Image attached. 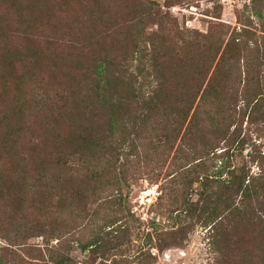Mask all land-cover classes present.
I'll list each match as a JSON object with an SVG mask.
<instances>
[{
  "label": "rangeland",
  "instance_id": "1",
  "mask_svg": "<svg viewBox=\"0 0 264 264\" xmlns=\"http://www.w3.org/2000/svg\"><path fill=\"white\" fill-rule=\"evenodd\" d=\"M58 1L54 7L41 6L45 13L34 22L21 18L32 7L30 1L9 4L0 0V62L4 52L16 55L15 68L8 67L0 77V136L19 133L11 141L16 146L11 157L0 144V174L14 167L23 179L9 198L0 197V264H42L61 256L70 257L71 264H101L99 257L83 253L79 245L99 229L110 232L111 221L115 227L126 225L130 233L111 244L109 264H264L262 227L234 221L218 235L206 225L205 213L182 217L177 223L174 217L182 208V191L170 185L163 192L170 176L198 159H212L215 172L230 163L254 176L261 173L264 110L252 119L237 115L223 126L226 116L220 115L223 106H219L213 110L218 119L215 125L203 116L197 122L198 137L193 133L184 140L190 123L182 122L178 112L167 116L173 112L168 107L175 108L177 96L190 87V68L183 53L193 35L190 32L218 35L225 29L231 34L264 28V0H125L120 9L126 20L125 10L134 6H145L151 13L137 29L145 30L143 42L149 44L163 29L159 46L168 58L159 61L162 75L155 77L148 70L139 75L137 64L124 75L144 85L150 96L165 82L167 106L144 123L149 109L144 103L135 105L131 121L120 122L114 130H109L108 112L85 67L92 51H87L86 36L71 32L73 21L64 15L67 3L80 8L92 0ZM255 11H261L263 18L256 17ZM132 31L136 30L131 25L126 32L131 35ZM106 48L107 59L115 46L109 41ZM119 62L123 66L125 61ZM242 108L239 102V114ZM9 112L7 128L2 120ZM72 130L97 140L94 153L74 155ZM227 130L242 143L227 148L223 141L207 157L204 145L217 142ZM229 149L231 158L225 155ZM39 174L47 177L43 186ZM46 186L52 194L43 199ZM195 189L200 190L197 185ZM63 192L66 197L60 205ZM211 194L213 201L229 197L218 186ZM118 195L125 201L122 207L113 202ZM191 200L198 202L199 196L192 194Z\"/></svg>",
  "mask_w": 264,
  "mask_h": 264
},
{
  "label": "trees",
  "instance_id": "2",
  "mask_svg": "<svg viewBox=\"0 0 264 264\" xmlns=\"http://www.w3.org/2000/svg\"><path fill=\"white\" fill-rule=\"evenodd\" d=\"M6 1L9 4L16 1L19 3L30 1L32 7L24 11L21 18L35 19L34 22L39 17L38 15L45 13L41 6L51 5L54 7L59 2L58 0ZM120 1L123 2L115 6ZM124 1L92 0L89 6L84 7L83 4H80V8L67 3L65 6L67 10L64 13L66 17L73 21L70 31L77 35L84 34L86 36L84 43L87 45V51L92 50L90 61H87L85 67H88L93 79L96 93H98L97 98L99 101L104 102V108L108 112L109 130H114L120 122L125 124L131 121V108L135 105L144 103L145 108L149 109V116L146 115L144 123L160 114L167 106V102H164L163 99L167 97L166 89H164L165 82H162L158 88L153 90L150 96L145 94L144 85L138 86L137 82L126 78L124 75V71L135 64L138 65L139 75H143L147 70L151 73L153 71L155 77L159 74L162 75L159 61L168 58L166 50L159 46V41L162 39L159 34L163 33V29L160 33H156L149 44L142 41L145 30L143 28L137 30L143 27L146 18L151 13L147 12L145 6H134L130 10H125L128 18L126 20L125 16L122 15L123 11L120 9ZM254 15L263 18L261 11H255ZM119 19L120 21H118ZM51 21H54V18H51ZM131 25L136 31H132L130 35L126 31ZM221 26L227 27L224 24H221ZM229 32L226 29L218 35H215V32L212 31L205 35L190 32L193 35L191 34V40L186 43L185 52H183L185 54L184 59L188 62L187 65L190 68L189 74L192 78L189 82L190 87L186 94L177 96V101L173 104L175 108L168 107L173 109V112L167 116H175L178 112L177 117L182 122L190 123L183 140L188 137L192 138L193 133L195 136L198 135L200 130L197 129V122L203 116H207L208 120L215 125L218 119L216 116L213 117V110H216L219 106H223L220 115L226 116V119L221 122L223 126L230 119H235L237 115L252 119L264 110V28L259 26L253 28L252 31L244 28L240 31L235 30L231 34ZM109 41L112 42L115 49L112 51L113 54H107L108 58L106 59L104 53L108 51L106 45ZM4 53L3 61L0 62V77L6 75L8 67L15 68L14 59L16 55ZM83 56H85L84 53ZM122 60L125 61L123 66L119 62ZM85 67L81 66V68ZM239 102H243L240 114L237 110ZM11 116L12 113L9 112L7 117L2 120V124H5L7 128V121L11 119ZM16 125V122L11 123L12 128ZM71 132L72 136L75 135L74 140L70 141V148L73 150L74 155L84 156L94 153L98 144L92 135L76 133L73 130ZM18 134V132H9L0 136V144L8 157L14 154L16 146H13L11 141ZM240 139L239 137L236 138L235 134L230 135V130H227L217 138V142L213 141L206 146L204 145L203 149L207 151V157H210L211 154H215L221 142L225 141L227 148H231L232 145H240L242 143ZM124 142L122 139L121 144ZM230 151L231 149L226 151L225 155H229L231 158ZM198 161L200 160L189 163L178 173L170 176L168 178L169 182H166V187H163V192L167 191L170 185L182 191L184 201L182 208L175 212L176 217H174V220L180 223L182 217L190 218L193 214L205 213L206 225L218 235L223 231L225 232L228 224L234 221L262 227L264 233V156L260 162L261 173L257 176L251 175L245 168L238 169L230 163L224 166L222 170L215 172L212 170V164H210L212 159ZM14 169V167H11L10 170L0 174V197L3 196L4 199L9 198L8 196L11 195L12 190L23 180L19 175L20 172L18 173V169L16 168V171ZM40 176L43 177L42 174H39ZM45 179L47 180V177L43 180L39 179V181L42 180L41 186L45 185ZM196 185L200 188L199 191L195 189ZM217 186L229 197L223 199L221 197L220 200L213 201V193L210 195V192H214V188ZM73 192L75 198L77 193L76 191ZM47 194H52L49 186L42 190V198L44 199L43 195ZM192 194L199 196L198 202L191 200ZM65 197L66 194L63 192L59 198L60 205L64 204ZM113 202L120 207L125 205L122 195L116 196ZM109 223L108 226L113 225L110 227V232H104L105 228L101 231L99 229V232L89 241L82 242L79 245L83 253L99 257L102 261L101 264H109L111 252L114 250L110 247L111 244L116 240H124L130 233L127 226H123L122 223L117 227L114 226L115 221ZM158 227L161 226L158 225L155 228L158 229ZM114 234L117 237H114ZM149 236L151 237V235ZM150 241L152 242L153 239L150 238ZM163 250L161 249V251ZM49 263L71 264L72 259L61 256L52 258L51 262L45 261L42 264Z\"/></svg>",
  "mask_w": 264,
  "mask_h": 264
}]
</instances>
